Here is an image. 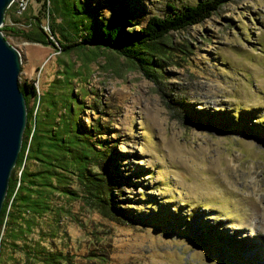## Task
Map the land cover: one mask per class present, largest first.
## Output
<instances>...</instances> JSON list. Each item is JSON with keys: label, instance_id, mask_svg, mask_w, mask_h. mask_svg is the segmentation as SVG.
Instances as JSON below:
<instances>
[{"label": "rangeland", "instance_id": "1", "mask_svg": "<svg viewBox=\"0 0 264 264\" xmlns=\"http://www.w3.org/2000/svg\"><path fill=\"white\" fill-rule=\"evenodd\" d=\"M115 1L137 27L168 13L167 3L196 0ZM28 4L35 13L38 4ZM3 23L22 29L7 16ZM4 37L19 51L17 81L38 75L41 91L62 88L65 61L78 67L64 87L80 99L71 120L89 128L87 115L98 116L122 181L110 193L117 220L64 203L51 241L69 264H264V0H227L170 30L155 43L153 79L110 50L65 55ZM52 111L39 108L37 120Z\"/></svg>", "mask_w": 264, "mask_h": 264}, {"label": "trees", "instance_id": "2", "mask_svg": "<svg viewBox=\"0 0 264 264\" xmlns=\"http://www.w3.org/2000/svg\"><path fill=\"white\" fill-rule=\"evenodd\" d=\"M33 1L38 4L35 13L27 12V4L17 17L13 15L14 2L8 5L4 16L27 26L19 29L3 23L0 29L4 36L9 31L26 41L50 44L54 51L65 55L76 52L94 57L110 50L153 79L152 65L159 50L155 43L170 30L201 22L227 0H196L177 9L167 3L168 13L150 14L137 27H133L138 22L133 13L126 9L114 11L115 0ZM71 63L65 61L66 68L59 69L62 88L39 90L38 75L36 79L18 81L25 100L26 122L0 208V264H69V255L51 241L68 200H78L110 219L121 216L110 193L111 187L122 181L112 176L111 153L104 142L106 132L91 119L98 116L87 115L89 128L71 120L75 103L80 100L71 88L65 89L73 77L71 73L78 71ZM50 107L52 113L39 122L38 109L46 113ZM95 110L89 111L94 114ZM85 256L96 255L88 251Z\"/></svg>", "mask_w": 264, "mask_h": 264}, {"label": "water", "instance_id": "3", "mask_svg": "<svg viewBox=\"0 0 264 264\" xmlns=\"http://www.w3.org/2000/svg\"><path fill=\"white\" fill-rule=\"evenodd\" d=\"M11 1L0 0V26ZM19 64L18 49L5 39L0 29V208L26 122L25 100L17 81Z\"/></svg>", "mask_w": 264, "mask_h": 264}, {"label": "built area", "instance_id": "4", "mask_svg": "<svg viewBox=\"0 0 264 264\" xmlns=\"http://www.w3.org/2000/svg\"><path fill=\"white\" fill-rule=\"evenodd\" d=\"M12 2H14V6H15L14 11H13V15L20 16L22 11L26 8L27 4L29 3V0H12L11 3ZM17 22H21V21H17ZM21 26H22L21 28H24L27 26V24L21 22ZM43 28L46 29L47 27L43 26ZM35 85L37 86L36 80H35Z\"/></svg>", "mask_w": 264, "mask_h": 264}]
</instances>
